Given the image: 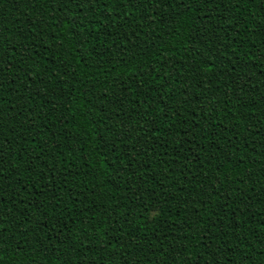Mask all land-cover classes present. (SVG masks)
<instances>
[{
    "label": "trees",
    "instance_id": "obj_1",
    "mask_svg": "<svg viewBox=\"0 0 264 264\" xmlns=\"http://www.w3.org/2000/svg\"><path fill=\"white\" fill-rule=\"evenodd\" d=\"M0 69V264H264V0H0Z\"/></svg>",
    "mask_w": 264,
    "mask_h": 264
},
{
    "label": "snow or ice",
    "instance_id": "obj_2",
    "mask_svg": "<svg viewBox=\"0 0 264 264\" xmlns=\"http://www.w3.org/2000/svg\"><path fill=\"white\" fill-rule=\"evenodd\" d=\"M85 2L90 4L92 2V0H85ZM126 3H127V0H125V6H126ZM0 70H2V69H0ZM13 155H15V153H13ZM37 158L38 157H34L33 163H34L35 159H37ZM2 160H3V157H0V161H2Z\"/></svg>",
    "mask_w": 264,
    "mask_h": 264
}]
</instances>
